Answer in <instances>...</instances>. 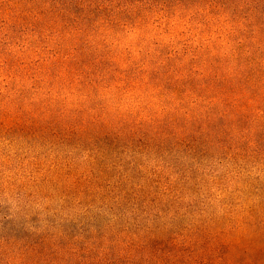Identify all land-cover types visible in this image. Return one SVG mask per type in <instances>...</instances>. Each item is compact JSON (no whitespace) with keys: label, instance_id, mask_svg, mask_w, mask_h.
<instances>
[{"label":"rangeland","instance_id":"obj_1","mask_svg":"<svg viewBox=\"0 0 264 264\" xmlns=\"http://www.w3.org/2000/svg\"><path fill=\"white\" fill-rule=\"evenodd\" d=\"M45 3L0 0V264H44L74 246L108 251L148 225L192 232L259 219L262 118L225 129L231 120L208 123L192 101L197 123L180 124L178 138L146 139L123 124L147 119L142 102L160 109L156 93L121 81L82 86L98 65L123 70L122 79L135 70L149 77L171 58L225 43L228 32H264V0H85L89 12ZM204 59L214 93L224 77ZM212 247L204 261L219 264Z\"/></svg>","mask_w":264,"mask_h":264},{"label":"trees","instance_id":"obj_2","mask_svg":"<svg viewBox=\"0 0 264 264\" xmlns=\"http://www.w3.org/2000/svg\"><path fill=\"white\" fill-rule=\"evenodd\" d=\"M45 1L47 7H54L52 12H89L93 8L86 6L85 0ZM78 6L81 8H75ZM225 36V43L209 46L208 52H187L185 57L191 56L188 61L187 58H177L180 61L176 63L171 58L149 77L135 70L122 79L123 70L112 71L107 64L108 69L95 66L92 71H85L89 78L82 87L98 92L104 83L112 85L121 81L127 90L156 93L160 109L142 102L137 109H142L147 119L140 120L138 115L135 118L128 116L125 120L131 121L123 124V131L130 136L138 133L146 139L156 140L159 136L164 140L178 138L180 124L187 127L197 123L189 103L192 101L202 110L207 109L198 115L205 113L208 123L217 119L227 120V123L231 120V125L224 126L225 129L233 130L246 120L257 119L259 122L262 118L264 121V32L243 29L228 32ZM207 56L208 64L212 63L214 71L221 72L224 77L223 81L216 83L218 91L214 93L205 74L207 61L204 58ZM69 61L72 66L81 63L78 58ZM95 64H99L97 59ZM186 70L189 71L188 77L179 81ZM118 87L111 90L119 93L123 88ZM208 97L219 99L220 104L209 102L205 105ZM89 118L93 119L92 124L103 128L110 124L101 115H90ZM248 215L240 220H229L232 225L212 224L211 221L192 232V229L184 232L172 230L171 226L148 225L134 233L130 240L116 243L108 251L93 252L87 246H74L67 253H60L61 257L50 254L43 260L44 264H209L204 258L208 245L212 244L210 250L220 259L219 264H264V213L259 219H255L253 213ZM215 248L221 250V254Z\"/></svg>","mask_w":264,"mask_h":264}]
</instances>
